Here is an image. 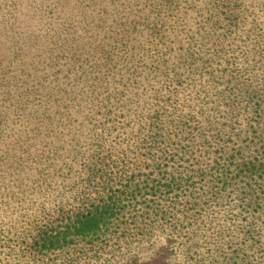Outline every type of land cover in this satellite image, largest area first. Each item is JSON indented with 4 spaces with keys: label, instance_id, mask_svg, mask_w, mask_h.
<instances>
[{
    "label": "rangeland",
    "instance_id": "rangeland-1",
    "mask_svg": "<svg viewBox=\"0 0 264 264\" xmlns=\"http://www.w3.org/2000/svg\"><path fill=\"white\" fill-rule=\"evenodd\" d=\"M203 41V58L236 49L232 76L264 100V0H0V264H186L166 225L126 251L68 240L123 170L152 165L148 113L195 88ZM44 233L67 242L41 249Z\"/></svg>",
    "mask_w": 264,
    "mask_h": 264
},
{
    "label": "trees",
    "instance_id": "trees-1",
    "mask_svg": "<svg viewBox=\"0 0 264 264\" xmlns=\"http://www.w3.org/2000/svg\"><path fill=\"white\" fill-rule=\"evenodd\" d=\"M217 8L209 2L202 9L208 21ZM204 42L189 54L195 88L183 100L178 90L157 94L148 113L152 165L145 172L123 170L110 193L104 180L103 198L76 216L79 226L69 242L103 237L104 253L126 251L138 235L166 225L185 239L186 264H264V100L259 86L232 76L235 60L224 53L236 49L226 51L221 43L203 58L196 52ZM149 196L162 204L155 208ZM44 236L41 249L67 242ZM249 241L261 243L251 254L244 247Z\"/></svg>",
    "mask_w": 264,
    "mask_h": 264
}]
</instances>
